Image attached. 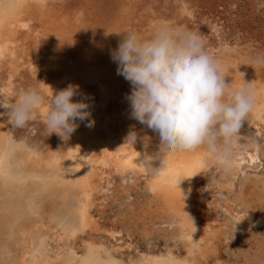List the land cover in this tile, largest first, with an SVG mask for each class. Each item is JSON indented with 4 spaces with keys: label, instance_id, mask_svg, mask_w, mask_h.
I'll list each match as a JSON object with an SVG mask.
<instances>
[{
    "label": "rangeland",
    "instance_id": "rangeland-1",
    "mask_svg": "<svg viewBox=\"0 0 264 264\" xmlns=\"http://www.w3.org/2000/svg\"><path fill=\"white\" fill-rule=\"evenodd\" d=\"M17 21L13 24L12 35L6 36L4 31L0 34V94L3 100L11 102L24 89L40 88L43 81L73 63L93 66L96 78L89 85L90 97L87 94L85 97L89 102L98 101L97 108L90 103L95 108L98 138H118L124 129L137 123L130 118L126 100V95L131 92L130 82L117 74V64L109 54L111 49L118 47L124 33L129 31L149 38L162 25L186 30L203 38L207 50L220 60L227 73H237L234 76L238 78L257 77V81L264 85V67L253 63L259 54H264V0H26ZM67 82L70 84L69 80ZM9 128L16 142H23L44 153L64 149L70 143V139L64 141L49 132L39 110L36 119L25 127L13 128L10 125ZM238 133L241 139L235 150V163L245 156L247 164L243 167L251 170L250 173L256 170L264 180V158L256 156V146L264 145V114L261 113L254 124H245ZM201 152L205 166L192 177L184 207L185 215L191 222L193 220L196 226L213 234V249L203 260L200 258L199 264L221 261L224 264H245V258L250 259L257 251L256 238H264L263 204L257 206L255 199L258 193L248 195L252 189L246 186V198L254 208L248 209L251 225L246 239L250 244L246 243L245 247L238 234L233 231L230 234L227 228L233 224L234 216H238L235 206L227 204L228 200L230 202L227 194L236 185L237 178L227 176L228 185L220 189L218 184L222 183L227 171L209 160L203 150ZM120 180L116 173L110 176L104 170H93L87 180V187L90 188L87 227L74 234L56 231L53 236L49 233L46 249L39 248L41 251L36 252V260L47 256L56 262L57 255L68 246L82 256L88 245H102L104 250L99 257L104 259L109 255L117 262L115 264H136L146 255L171 253L184 257L186 250L180 240L161 234L154 210L146 207L144 192L136 187V190H128V195L118 193L121 187L126 186L123 182L118 188ZM211 183L214 190L210 188ZM217 191L221 193L217 194ZM76 197L80 198V195L76 194ZM229 234L232 237H228ZM238 245L244 253L238 251ZM232 253L238 258L235 259Z\"/></svg>",
    "mask_w": 264,
    "mask_h": 264
},
{
    "label": "bare ground",
    "instance_id": "bare-ground-1",
    "mask_svg": "<svg viewBox=\"0 0 264 264\" xmlns=\"http://www.w3.org/2000/svg\"><path fill=\"white\" fill-rule=\"evenodd\" d=\"M25 5L26 0H0V34L4 31L6 36L12 35L13 24L17 21ZM1 46L0 42V52ZM225 57L227 56L225 55ZM223 71L226 75L225 83H232L233 89H239L244 87L245 83H250V87L256 94V103L249 119L245 120L241 127L245 124H254L258 116L261 113L264 114V85L257 81V77L238 78L234 76L235 73L231 75L227 71ZM247 72L249 71L247 70ZM59 74L61 77L58 78ZM59 74L43 81L40 89L49 95H51L52 89L55 94L66 88L68 86L67 80H69L72 84H78L82 93L80 96L73 97V100L84 99L86 94L89 95L88 98L90 97L89 85L96 78V71L93 66L77 62L63 69ZM251 74L248 73V75ZM8 98L10 100V97ZM89 103L95 104L94 107L98 106L97 100ZM94 107L91 106L90 108L92 116L89 119H94ZM47 110V104L39 109L45 122ZM6 111V109L0 108V113ZM95 123L88 127L86 126L87 121L80 122V126L71 134L70 143L66 148L44 153L28 147L23 142H16L10 134L8 117L6 115L0 116V257L2 264H115L116 261L114 262V258L112 259L109 255L104 259L99 257L100 252L104 250L102 245L86 246L82 256H78L75 250L68 246L57 255L56 262L45 256L46 254L44 255L45 259L36 260L38 257L36 252L39 253V251L46 249L49 233L53 236L56 231H60L62 234H74L77 230L87 227L89 219L87 209L90 200L88 195L90 188L87 187V180L93 170H104L110 176L114 173L118 174L121 179L118 188L123 185V182L126 184L120 188L118 193L124 192L123 195H128V190L132 188L136 190V187L144 192L147 204L145 205L147 209L154 210L161 234L172 240L179 239L186 250L184 257L174 256L171 253L146 255L142 256L136 264L201 263L200 258L203 260L213 249V234L206 232L196 224L193 225V222L185 215L184 208L189 195L190 181L194 174L205 166L206 161L201 150L183 152L163 158L159 160L158 165H153V170L158 166L159 174L145 175L141 161L145 152L152 153L155 151V134L145 125L137 122L124 129L118 138L102 137L101 135V138H98ZM133 127L139 137H143L145 134L153 137L147 149L144 148L143 141L139 138L134 145L126 143V137ZM256 156L264 158L263 144L259 147L256 146ZM244 157L239 163H234L230 170H227L222 183H219L218 186L220 189L227 186L226 181L229 175L237 178L236 185L232 187L230 194H227L230 202L228 200L227 203L224 200L227 204H233L238 213V216H234L233 224L231 223L232 225L227 228L230 234H232L231 231L237 233L241 244H245L246 247V243H248L246 236L250 234L249 225H251V215L249 216L248 209L254 205L251 207V202L246 198L248 191L245 192V189L247 187L252 189L248 195L258 193L257 196L255 195L257 197L255 200L257 206L263 204L262 213L264 215V180L256 170L254 173H250L251 170H246L243 167L247 164ZM124 178L126 180H123ZM211 186L210 188L214 190L213 183ZM220 193L217 191V194ZM76 194L80 195V198L76 197ZM251 210L253 212V209ZM194 226L197 229L196 232H194ZM251 230L253 229L251 228ZM230 234L228 237H232ZM234 236L236 235L234 234ZM256 242L258 244L257 251L252 253L253 256L250 255L252 256L250 259L245 258L246 255L241 256L245 258V264H264V238L259 236L256 238ZM237 247L239 252H245L239 245ZM232 255L231 257L234 256ZM239 255L240 253L237 254V256ZM222 262H214V264H224Z\"/></svg>",
    "mask_w": 264,
    "mask_h": 264
},
{
    "label": "clouds",
    "instance_id": "clouds-1",
    "mask_svg": "<svg viewBox=\"0 0 264 264\" xmlns=\"http://www.w3.org/2000/svg\"><path fill=\"white\" fill-rule=\"evenodd\" d=\"M109 54L117 64V74L131 85L126 95L130 118L155 134V151L145 152L141 161L145 175L159 174L153 165L163 158L197 150L226 171L234 166L241 139L238 132L254 110L256 94L250 83L239 89L225 83L220 60L207 50L201 36L168 25L157 28L149 38L129 31ZM253 63L264 67V54ZM80 95V86L72 83L55 94L51 89V95L29 87L11 102L0 94V108L7 110L0 116L6 115L13 128H23L47 104V129L68 141L80 122L87 121L88 127L95 123L89 119L87 97L73 100ZM138 138L145 149L153 140L147 134L139 137L133 127L126 143L134 145Z\"/></svg>",
    "mask_w": 264,
    "mask_h": 264
}]
</instances>
